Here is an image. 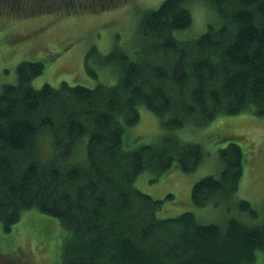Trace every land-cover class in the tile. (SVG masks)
<instances>
[{
	"label": "trees",
	"instance_id": "16d2710c",
	"mask_svg": "<svg viewBox=\"0 0 264 264\" xmlns=\"http://www.w3.org/2000/svg\"><path fill=\"white\" fill-rule=\"evenodd\" d=\"M195 1L163 0L143 12L137 57L117 47L102 57L103 65L121 70L113 85L62 81L35 88L31 79L44 63L17 65V82L0 92V221L6 230L30 208L57 218L61 264H251L255 251L264 252V223L233 216L224 226L202 223L191 211L159 218L161 200L134 185L139 173L157 176L175 162L183 172L196 170L204 156L200 144L165 132L157 142L122 147L124 126L139 120V105L164 128L204 126L244 110L264 117V0H203L216 25L209 23L197 38H181L175 34L190 26ZM119 2L108 0L106 7ZM60 3L0 0V14L29 16L50 4L59 13L63 8L54 4ZM90 54L98 52L93 47ZM235 139L230 133L219 138L227 140L218 150L222 169L193 184L192 201L234 203L255 217L251 203L236 197L243 150Z\"/></svg>",
	"mask_w": 264,
	"mask_h": 264
},
{
	"label": "rangeland",
	"instance_id": "374dc122",
	"mask_svg": "<svg viewBox=\"0 0 264 264\" xmlns=\"http://www.w3.org/2000/svg\"><path fill=\"white\" fill-rule=\"evenodd\" d=\"M66 1L61 0L60 4L54 5L63 11L69 10L67 14L63 11L57 13L52 4L47 12L29 16L0 14V92L3 85L17 82V65L22 61L44 63L43 72L31 79L35 88L45 83L58 87L62 81L88 87L97 83L115 84L121 70L117 64L103 65L102 57L117 47L136 58L142 43L139 30L141 15L146 9L157 8L163 0H118L119 3L107 7L108 0H82V3L68 0L69 5L64 6ZM190 10V26L175 35L194 39L206 30L209 23L216 25L217 17L203 0L191 3ZM93 47L98 54L88 55ZM87 66L96 76L89 72ZM138 111L139 120L124 126L122 147L125 151L157 142L161 134L170 132L183 141L200 144L204 152L203 160L192 172H183L175 162L157 176L150 171L138 174L134 185L152 198L161 200L157 217H172L191 211L202 223L224 226L230 216L250 225L264 223L263 116L244 110L234 115L218 116L204 126L190 122L177 128H164L161 119L144 105H139ZM228 133L240 138L235 140L243 150V174L236 197L251 203L257 212L255 217H250L231 202L229 205L208 203L197 206L192 201L191 190L197 180L208 174L219 176L222 162L218 150L227 143V140L219 138ZM85 142L86 137L84 142L81 140L82 147ZM77 152L76 148L74 157ZM61 228L57 218L37 208L21 212L9 230L0 221V264H61L64 236ZM44 231L50 234L48 240L42 237ZM7 250L15 253L10 254ZM251 264H264V252L255 251Z\"/></svg>",
	"mask_w": 264,
	"mask_h": 264
}]
</instances>
